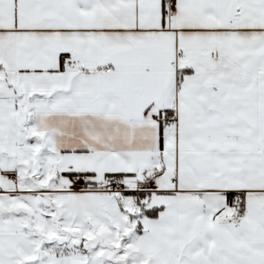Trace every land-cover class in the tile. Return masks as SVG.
<instances>
[{"label": "snow or ice", "instance_id": "obj_1", "mask_svg": "<svg viewBox=\"0 0 264 264\" xmlns=\"http://www.w3.org/2000/svg\"><path fill=\"white\" fill-rule=\"evenodd\" d=\"M0 264H264V0H0Z\"/></svg>", "mask_w": 264, "mask_h": 264}]
</instances>
